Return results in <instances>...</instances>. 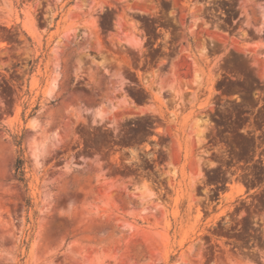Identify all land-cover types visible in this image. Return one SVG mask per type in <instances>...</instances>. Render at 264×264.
<instances>
[{"label": "rangeland", "instance_id": "1", "mask_svg": "<svg viewBox=\"0 0 264 264\" xmlns=\"http://www.w3.org/2000/svg\"><path fill=\"white\" fill-rule=\"evenodd\" d=\"M0 264H264V0H0Z\"/></svg>", "mask_w": 264, "mask_h": 264}, {"label": "trees", "instance_id": "2", "mask_svg": "<svg viewBox=\"0 0 264 264\" xmlns=\"http://www.w3.org/2000/svg\"><path fill=\"white\" fill-rule=\"evenodd\" d=\"M35 109H37V107ZM16 143L20 147L21 153H20V156L17 158L16 163H15V172H16L17 178L21 181V183H23V185L27 191L28 190V182H27V178H26L25 159L23 158V154H22L23 149L21 148L22 142L20 139H16ZM26 203L28 206H32V198L28 197Z\"/></svg>", "mask_w": 264, "mask_h": 264}]
</instances>
